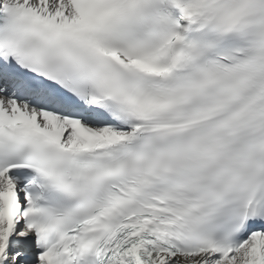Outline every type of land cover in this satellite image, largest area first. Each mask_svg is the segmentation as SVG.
<instances>
[{"label": "snow or ice", "instance_id": "6c2138e0", "mask_svg": "<svg viewBox=\"0 0 264 264\" xmlns=\"http://www.w3.org/2000/svg\"><path fill=\"white\" fill-rule=\"evenodd\" d=\"M0 264H264V0H0Z\"/></svg>", "mask_w": 264, "mask_h": 264}]
</instances>
